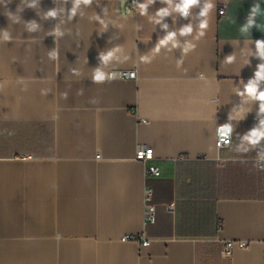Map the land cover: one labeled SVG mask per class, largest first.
<instances>
[{
	"label": "crops",
	"instance_id": "obj_1",
	"mask_svg": "<svg viewBox=\"0 0 264 264\" xmlns=\"http://www.w3.org/2000/svg\"><path fill=\"white\" fill-rule=\"evenodd\" d=\"M221 1L0 0V264H264V0Z\"/></svg>",
	"mask_w": 264,
	"mask_h": 264
},
{
	"label": "built area",
	"instance_id": "obj_2",
	"mask_svg": "<svg viewBox=\"0 0 264 264\" xmlns=\"http://www.w3.org/2000/svg\"><path fill=\"white\" fill-rule=\"evenodd\" d=\"M226 1L222 0L221 4L218 9L219 15H224L226 11ZM128 11H133L135 10V5L131 4L127 6ZM189 11V7L185 10L184 12L187 13ZM111 77H128V78H136V72L135 71H112L110 73ZM233 139V132L230 127V125L222 123L219 124L217 127V137H216V147L218 149L222 148H227L231 145ZM139 155L140 158L144 161L147 162L150 159V151L149 148L146 146H140L139 147ZM26 157V156H24ZM147 175L149 176H154L158 177L161 175V171L159 167L157 166H149L147 168ZM151 197V190H146L145 191V202H148ZM145 219L147 222H154L156 219V213H155V206L152 204L147 205V208L145 210ZM142 239V244L143 245H149L150 240L147 238L144 234L140 237ZM135 240L139 239L136 236H124L123 240ZM233 247V242L229 241L226 243L225 248H224V254L225 255H230Z\"/></svg>",
	"mask_w": 264,
	"mask_h": 264
},
{
	"label": "clouds",
	"instance_id": "obj_3",
	"mask_svg": "<svg viewBox=\"0 0 264 264\" xmlns=\"http://www.w3.org/2000/svg\"><path fill=\"white\" fill-rule=\"evenodd\" d=\"M77 2H79V0H77ZM84 2H85V3H89L90 0H84ZM195 3H196V0H185V3H184V5H183V7H184V9L186 10L190 5H193V4H195ZM208 7H211V5L209 4ZM207 10H208V9L205 8V13H207ZM49 15H55V13H54V12H51V13H49ZM201 27H205V25H201ZM185 31H186V32H187V31H191V29L186 28ZM169 39H171V37H169ZM261 47H264V45H261ZM249 91L251 92V91H253V90H252V89H249ZM260 99H261V100H264V94H261V95H260Z\"/></svg>",
	"mask_w": 264,
	"mask_h": 264
},
{
	"label": "snow or ice",
	"instance_id": "obj_4",
	"mask_svg": "<svg viewBox=\"0 0 264 264\" xmlns=\"http://www.w3.org/2000/svg\"><path fill=\"white\" fill-rule=\"evenodd\" d=\"M97 78L99 79L100 77L98 76Z\"/></svg>",
	"mask_w": 264,
	"mask_h": 264
}]
</instances>
